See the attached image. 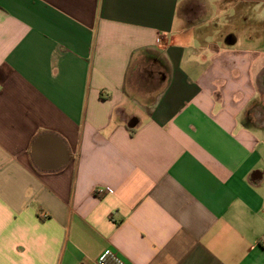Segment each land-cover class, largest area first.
<instances>
[{"label": "crops", "instance_id": "crops-1", "mask_svg": "<svg viewBox=\"0 0 264 264\" xmlns=\"http://www.w3.org/2000/svg\"><path fill=\"white\" fill-rule=\"evenodd\" d=\"M216 12L0 0V264H264V49Z\"/></svg>", "mask_w": 264, "mask_h": 264}, {"label": "rangeland", "instance_id": "rangeland-1", "mask_svg": "<svg viewBox=\"0 0 264 264\" xmlns=\"http://www.w3.org/2000/svg\"><path fill=\"white\" fill-rule=\"evenodd\" d=\"M207 1L209 2L211 8H216L218 9V12H221L220 15H218V12L215 13V15H218V18H221L223 22L221 23V34L226 36L228 35L227 37L233 36L232 34H234L238 37L239 43H242L243 41L246 46H252L253 48L259 47L264 49V22H256V18H258L260 15H263L264 13V2H262V0H260L259 2L255 0ZM240 9L245 10L249 13L247 16V21H244L245 24H248L250 26L249 29H243V27H240V23L237 18H233L230 21H226L227 18L224 19L223 14H225V12H227L226 14L228 15L231 14L232 11L234 12ZM259 27L261 28L257 30Z\"/></svg>", "mask_w": 264, "mask_h": 264}, {"label": "built area", "instance_id": "built-area-1", "mask_svg": "<svg viewBox=\"0 0 264 264\" xmlns=\"http://www.w3.org/2000/svg\"><path fill=\"white\" fill-rule=\"evenodd\" d=\"M121 260L117 253L111 249H104L97 256L94 264H121Z\"/></svg>", "mask_w": 264, "mask_h": 264}]
</instances>
